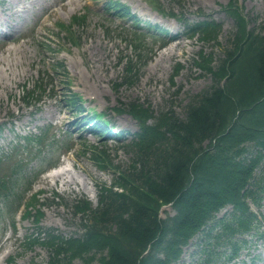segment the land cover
<instances>
[{
  "label": "trees",
  "instance_id": "obj_1",
  "mask_svg": "<svg viewBox=\"0 0 264 264\" xmlns=\"http://www.w3.org/2000/svg\"><path fill=\"white\" fill-rule=\"evenodd\" d=\"M224 9L237 25L224 58L215 66V60L201 51L195 61L214 83L190 96L183 117L172 107L158 115L150 105L139 103L115 108L140 123L135 139L126 145L134 154L132 162L122 169L106 152L93 150V161L101 170L113 172V182L98 183L97 207L88 199L73 200L74 215L81 218L80 233L65 236L37 226L28 246H46L48 264H73L77 258L90 264L96 256L99 264H177L184 247L201 232L206 239L202 263L213 264L219 246L230 243L237 256L247 244L239 237L259 232L250 202L260 207L264 200V34L249 29L250 18L233 0ZM200 25L189 35L218 40V24ZM132 76L126 75L124 83H132ZM35 93H27L28 99ZM65 101L85 111L80 98L72 95ZM104 115L95 114L96 119ZM94 127L105 129V122ZM42 136L26 137L27 144L45 152L40 166L54 165L49 157L58 153L53 149L56 143ZM20 151L0 155V222L13 226L14 214L36 177L30 175L32 169L23 170ZM37 200L28 203L35 213H25L35 217L36 224L43 216L34 207ZM229 205L234 211L218 219Z\"/></svg>",
  "mask_w": 264,
  "mask_h": 264
},
{
  "label": "rangeland",
  "instance_id": "obj_2",
  "mask_svg": "<svg viewBox=\"0 0 264 264\" xmlns=\"http://www.w3.org/2000/svg\"><path fill=\"white\" fill-rule=\"evenodd\" d=\"M107 1L0 0V24L3 33L11 35L0 40V127L3 124L0 128V154L23 137L38 133L41 128L45 129L43 136L50 128L47 134L59 140L60 145L63 139L67 140V131L72 130L69 124L74 117L64 97L70 92L80 94L85 107L105 112L112 125L130 134L126 135V140L117 142L111 139L102 141L84 131L82 140L74 141L72 150L60 159L58 165L35 182L32 192L40 193L36 203L44 214L41 226L54 228L65 236L81 232V218L74 215L72 204L75 197H86L97 206L98 182L109 185L113 182V172L100 170L93 162V150L106 152L122 169H128L134 157L126 145L131 134L138 130V124L130 114H117L114 108L139 103L150 105L158 115L172 107L183 117L190 96L202 93L214 83L213 76L200 70L194 62L203 51L215 60L217 66L237 31L235 18L223 10L229 0H150L151 3L121 0L141 20L158 23L170 30L167 38L183 30L181 25L185 22L195 24L206 18L216 19L221 25L217 41L201 40L196 35L191 39L180 36L172 42L144 35L148 33L142 29L144 23L136 27L128 19L122 20L109 13L105 9ZM237 2L243 6V14L251 20L249 29L264 34V0ZM155 6L160 11L155 10ZM173 13L184 15L185 20L172 16ZM59 24L70 26L77 44H72L74 39L70 40L66 32L59 31ZM57 62L65 66V71L59 69ZM129 62L139 69V77L132 83H124ZM178 62L182 68L175 85L170 79ZM46 69L54 70L55 75L45 76ZM41 78L44 83L50 78L51 84L47 87L53 90L45 93L37 105L39 110H36L24 101V90L32 91ZM24 147V150L21 148L24 151L21 158L23 169L26 163L36 168L44 156L41 148L33 144ZM56 193L62 196L58 197ZM56 197L63 199V204H56ZM166 209L172 212L170 208ZM230 211L232 207L225 209L220 216ZM163 217H166L165 213ZM6 224L7 221L0 222V264H48L50 252L46 246H28L30 240H22L33 232V219H19L17 234L5 227ZM260 231L264 232V227L261 226ZM195 240L186 248L179 264L197 262L194 259ZM245 251L237 264H264V237L257 239L255 236ZM97 258L90 264H99ZM73 264L84 262L77 258ZM213 264L222 263L216 261Z\"/></svg>",
  "mask_w": 264,
  "mask_h": 264
},
{
  "label": "bare ground",
  "instance_id": "obj_3",
  "mask_svg": "<svg viewBox=\"0 0 264 264\" xmlns=\"http://www.w3.org/2000/svg\"><path fill=\"white\" fill-rule=\"evenodd\" d=\"M37 1H39V0H37Z\"/></svg>",
  "mask_w": 264,
  "mask_h": 264
}]
</instances>
